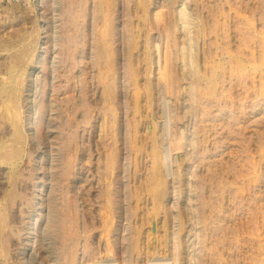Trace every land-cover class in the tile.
Masks as SVG:
<instances>
[{
    "label": "rangeland",
    "instance_id": "1",
    "mask_svg": "<svg viewBox=\"0 0 264 264\" xmlns=\"http://www.w3.org/2000/svg\"><path fill=\"white\" fill-rule=\"evenodd\" d=\"M69 208L74 264H264V0H0V264H65Z\"/></svg>",
    "mask_w": 264,
    "mask_h": 264
},
{
    "label": "bare ground",
    "instance_id": "2",
    "mask_svg": "<svg viewBox=\"0 0 264 264\" xmlns=\"http://www.w3.org/2000/svg\"><path fill=\"white\" fill-rule=\"evenodd\" d=\"M178 1V0H177ZM158 8V7H157ZM156 8V9H157ZM155 9V10H156ZM170 10V9H169ZM156 11H159V10H156ZM169 12H171V11H169ZM173 12V11H172ZM146 14V13H145ZM178 16H179V19L181 20V21H184V19L186 18V21L184 22V25L185 24H187V18L188 17H186L187 16V13H186V11H185V9L182 7V6H180V9L178 10ZM107 15V14H106ZM159 15V14H158ZM158 15H157V17H158ZM105 16V15H104ZM160 16V15H159ZM166 16V15H165ZM167 17H168V19L167 20H163L162 21V23L160 24V27L158 28L159 30V33L161 34V35H165V38L166 39H164V40H166V44L167 45H164L165 46V51L163 52V55H161L160 53H158V48H156L155 47V49L156 50H154V51H156V54H155V56H156V58H157V60H155L157 63V74L159 75L160 73H161V68H162V66L164 65L165 67H167V66H169L170 64H172V62L174 61L173 60V58L174 57H176V58H179L180 60H181V62L183 63V65H185L186 64V62L189 60V58H187L188 60L186 61V56H187V51L185 50L186 48H185V44L183 43H181V44H179L178 46H180L181 48L179 49V47L177 46V41H176V39L174 38V36H172L174 39H175V41L171 38V36H170V29L172 28V18H175V16L173 15L172 16V18L170 17V15L168 14L167 15ZM156 18V17H155ZM161 18H163V17H161ZM166 19V18H165ZM155 20H157V19H155ZM159 20V19H158ZM160 21V20H159ZM157 23V22H156ZM183 22H181V24H182ZM159 25V24H158ZM144 27H145V25H144ZM154 27V26H153ZM152 27V28H153ZM184 27V26H183ZM151 28V27H150ZM155 28V27H154ZM153 28V29H154ZM184 30V29H183ZM154 31V30H153ZM158 31H156V32H158ZM152 32V31H151ZM183 32H185V30L183 31ZM189 33H190V30H189ZM188 33V34H189ZM146 34H148V33H146ZM184 34V33H183ZM181 36V35H180ZM185 36H183L182 38H184ZM189 37V36H188ZM177 39H178V36H177ZM181 39V38H180ZM162 40H163V38H162ZM190 41H191V39H190ZM164 42V41H163ZM155 44H156V42H154ZM165 44V43H164ZM154 45V44H153ZM183 45V46H182ZM185 45V46H184ZM155 46V45H154ZM157 46V45H156ZM189 47H191L190 46V44H189ZM152 48H154V47H152ZM163 48V47H162ZM189 49H191V48H189ZM152 50V49H151ZM188 51H190V50H188ZM192 57H193V55H192ZM163 59V63L161 64V60L160 59ZM178 60V59H177ZM177 60L175 61V62H177ZM194 60V59H193ZM196 62V61H195ZM154 64V63H153ZM195 64V63H194ZM167 65V66H166ZM182 65V66H183ZM189 65V64H188ZM187 65V66H188ZM192 65V64H191ZM170 67V66H169ZM168 67V68H169ZM171 67H173V65L171 66ZM151 68V67H150ZM153 68V67H152ZM151 68V69H152ZM175 68H176V65H175ZM175 68H172L173 69V71H174V69ZM177 68H178V66H177ZM184 68V67H183ZM188 68H189V66H188ZM151 69H150V71H151ZM167 69V68H166ZM191 68H189V70H190ZM153 70V69H152ZM168 70V69H167ZM166 70V71H167ZM170 70V69H169ZM184 70V69H183ZM187 70V69H186ZM176 71V70H175ZM194 71H196V70H194ZM154 72L156 73V69L154 70ZM163 72V71H162ZM184 72V71H183ZM150 73V72H149ZM151 73H152V71H151ZM151 73H150V75H151ZM165 73H167V72H165ZM171 73H172V70H171ZM175 73V72H174ZM194 73V72H193ZM162 74V73H161ZM173 74V73H172ZM199 74V73H198ZM198 74H195V75H198ZM157 75V76H158ZM168 75H170V74H168ZM189 75H190V73H189ZM154 76V75H153ZM167 76V75H166ZM174 76V75H173ZM173 76H169V77H167V79L165 78V82H164V90H166L165 92L167 93V95H168V93H171L172 94V92L173 91H175V87H174V83H175V81H174V79H173ZM176 76V75H175ZM174 76V77H175ZM198 76H200V75H198ZM183 77V76H182ZM184 77H185V75H184ZM187 77V76H186ZM197 77V76H196ZM176 78H177V76H176ZM178 79V78H177ZM181 79H184V78H181ZM179 80V79H178ZM200 80V79H199ZM154 81H155V79H154ZM183 81V80H182ZM179 83V82H178ZM160 85H162V84H160ZM178 85V84H177ZM176 85V86H177ZM182 85H180V87H181ZM175 88V89H174ZM183 88V87H182ZM160 91H161V89H160ZM177 91H178V89H177ZM170 94V95H171ZM177 94V93H176ZM164 95H165V93H164ZM167 95H165V96H167ZM173 95V94H172ZM176 96V95H175ZM173 98V97H172ZM170 99V98H169ZM69 122H70V120H69ZM174 131H176V130H174ZM180 133V132H179ZM175 134H173V136H174ZM177 136L178 137H176V138H179V140H180V138L181 137H179V135L177 134ZM181 136V135H180ZM179 140L177 139H175V141H178L179 142ZM174 141V142H175ZM74 142V141H73ZM72 142V145H70L71 146V148L69 149L70 151H69V153H67V154H69V156L67 157L68 158V161H67V166H66V170H65V183H67V181H68V179L71 177V175L73 176L74 174H71L72 173V171H73V168L74 167H76L74 164V160H75V156H76V154H75V152L77 151V149H76V151L74 152V150H75V147H77V145L75 146V143H73ZM178 142H176V146H179V144L177 145V143ZM181 142V141H180ZM171 145V144H170ZM174 146V145H173ZM173 149V148H172ZM179 149V148H178ZM74 154H75V156H74ZM163 157H165V156H163ZM77 159V158H76ZM167 168V167H166ZM168 169V168H167ZM166 169V170H167ZM170 169V168H169ZM165 170V171H166ZM75 172V171H74ZM168 173V172H167ZM158 174V173H157ZM168 175V174H167ZM166 175V176H167ZM76 176V175H75ZM64 177V176H63ZM158 177V176H157ZM75 178V177H74ZM160 178H163V177H160ZM70 179H72V178H70ZM73 180V179H72ZM68 184V183H67ZM70 185H72L71 184V182L69 183ZM69 187V186H68ZM108 203V202H107ZM68 207H70V206H68ZM71 208V207H70ZM70 208H69V210H68V218H70V224H67L66 223V226L64 227V236H65V242L67 243V248H66V250H67V252L69 251V254L67 253L66 255H68V257L67 258H65V260H66V262H65V264H74V262H75V260H76V249H75V247H76V244H77V242L79 241H77V239L78 238H76L75 239V237H74V235H76V220H75V215L73 214V212H72V210H70ZM103 212V211H102ZM112 212V211H111ZM114 212V211H113ZM102 215V214H101ZM104 215V214H103ZM100 216V215H99ZM108 216V215H107ZM103 217V216H102ZM104 218V217H103ZM102 218V219H103ZM105 219L106 218H104V222H105ZM102 222V221H101ZM105 224V223H104ZM77 229H78V227H77ZM117 230V229H116ZM119 230V229H118ZM106 231V230H105ZM120 232V231H119ZM118 234V233H117ZM36 235V234H35ZM116 235V234H115ZM109 243V242H108ZM114 244V243H113ZM78 245V244H77ZM117 259V258H116ZM168 261V260H167ZM165 263H167V262H165Z\"/></svg>",
    "mask_w": 264,
    "mask_h": 264
}]
</instances>
